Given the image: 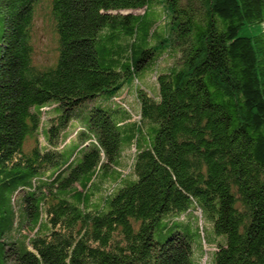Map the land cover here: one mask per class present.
Segmentation results:
<instances>
[{
    "label": "trees",
    "instance_id": "obj_1",
    "mask_svg": "<svg viewBox=\"0 0 264 264\" xmlns=\"http://www.w3.org/2000/svg\"><path fill=\"white\" fill-rule=\"evenodd\" d=\"M199 236L264 264V0H0V264H200Z\"/></svg>",
    "mask_w": 264,
    "mask_h": 264
},
{
    "label": "rangeland",
    "instance_id": "obj_2",
    "mask_svg": "<svg viewBox=\"0 0 264 264\" xmlns=\"http://www.w3.org/2000/svg\"><path fill=\"white\" fill-rule=\"evenodd\" d=\"M142 12H143L142 9L130 11L132 15H140L142 14ZM122 13L124 14L125 12H122ZM36 14L38 15V17L33 27V44H34V50H35L34 62L39 66H42V65L45 66V65L51 64L53 60L55 44H54V40H53L50 27L48 26V23L43 18H41L40 12H36ZM168 63H170V60L166 59V57H162L158 60L154 69L156 70V72H158L164 69ZM144 82L146 86L149 87V89L153 88V74L146 76ZM142 84H143L142 80L139 81L138 85L142 86ZM130 92L131 91L129 89L122 90L121 93L118 95V97L114 101L120 104L123 103L122 101H125V100H126V103H132L133 98ZM87 106L89 107V105L85 103L81 105L80 108L78 107L77 109H80V110L76 111L77 114H75V117H77L78 120H71L68 123L67 127L60 133V139L64 140L65 138L64 141L62 140L63 141L62 143L60 142L61 145L59 146V150H61L60 151L61 162L66 160L73 152H74V156L76 155L77 157L76 159L79 158L78 145H80V142L76 136L83 133V128L81 127L82 125H80L81 122L79 120L81 117L80 114H83V112L85 111L84 107H87ZM82 108H84V110ZM131 108H134V106L131 105ZM43 111H46V110H43ZM45 119L46 117H44V120ZM43 128H45V122H44ZM39 141L40 142L42 141L41 138H39ZM62 146H65V147L62 148ZM131 147H129L128 141L126 139L121 138V141H120V162L122 163L121 166H123L124 163L126 164L125 167L129 165L130 157H128V154L130 152L132 153ZM75 148H76V151H74ZM122 171L124 175L127 172V170H122ZM108 186L109 185H107V187ZM195 214H197V212ZM201 230H202L203 239L208 244L210 242V239L212 237H215L212 232L211 226L208 223L202 221V223L201 224L199 223L198 225L199 234ZM152 239L154 241H160L162 239V234L160 232L159 233L154 232L152 235ZM203 239L202 237H200L198 240H195L194 238L191 239L192 245L194 244L193 246L194 251H193L192 259L195 263L198 261L200 264H211V253H210L211 248H209L208 247L209 245L207 244H206L207 246H203ZM197 243H200L201 252H200V249L197 247Z\"/></svg>",
    "mask_w": 264,
    "mask_h": 264
}]
</instances>
